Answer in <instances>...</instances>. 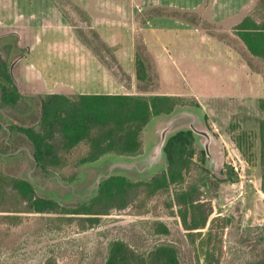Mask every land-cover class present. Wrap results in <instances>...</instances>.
<instances>
[{"label":"rangeland","instance_id":"374dc122","mask_svg":"<svg viewBox=\"0 0 264 264\" xmlns=\"http://www.w3.org/2000/svg\"><path fill=\"white\" fill-rule=\"evenodd\" d=\"M219 2L220 0H0V22L9 23L17 29L26 27L28 33L39 34L41 25L36 26V23L41 24L47 20L46 17H49L46 23L52 22L53 25L60 26L59 16L62 17L65 28H55V36H72L75 42L77 39L82 41L83 45L97 54L92 48L96 47L114 65L119 78L129 82L112 58V54L117 57V51L122 50L127 69L135 77L134 87L129 90L131 92H137L136 44L144 41L157 74L156 86L149 94L183 95L189 99L196 98L200 104L178 107L173 114L158 115L147 125L143 134L147 150L145 161L143 154L128 157L111 153L94 163L77 164L89 151L87 145L80 144L67 151L66 163L45 172L32 163L30 151L25 145L16 149L15 143L9 144L8 138L0 137V174L19 175L33 182L39 195L53 197L63 205L76 206L96 195L100 178L102 180L107 176L120 174L134 181L148 180L164 170L167 166L165 154L156 159L154 154L162 131L173 120L175 122L168 136L178 129L190 128L193 123L198 129L208 131L211 137L209 157L205 163H201L197 156L198 176L201 175L202 165L210 169L213 175L220 176L232 166L239 175L236 182H223L217 186L209 181L210 184L203 188L204 197L211 199L214 204L211 218L216 215L234 218L233 224L225 232L228 253L224 264H253L257 258L255 251L241 247L237 240L240 229L252 228L256 232L264 227L260 140V122L264 119V112L259 107V100L264 97V78L255 74L247 80L238 64H235L237 69L230 71L226 66L228 63L221 59L219 54L224 51V44L219 43L222 38L217 34L223 33V40L234 47L239 44V38L233 36L236 35L233 18L227 22L223 20V12L218 9ZM51 8L57 10L59 16L50 15L53 12ZM156 12L160 15L149 16ZM178 13H186L185 17L188 14L190 21L197 20L193 24L194 28L190 25L192 23ZM221 14L222 17H219ZM256 14L263 16V9H258ZM79 29L83 30V34ZM92 29L98 32L101 41L110 50L96 40ZM2 31L4 32L0 30V33ZM25 36L31 37L26 32ZM192 36L193 48L191 41H187ZM84 39L92 44H87ZM158 39L160 41L157 43ZM27 54L28 51L12 64L14 72H19L23 78H30L29 86L23 83L24 89L31 85H45L43 77L50 83L59 79L64 69L73 68L75 61L71 57L68 59L71 63L70 66L67 65L69 67L59 64L54 69L47 67L50 58L44 47L35 48L22 60ZM97 56L107 66L101 56ZM29 63H34L41 69L42 75L31 70ZM38 92L42 94L43 91ZM23 103L20 102L19 107ZM2 111L7 114L13 112L8 109ZM207 139L206 135L196 132L199 150L205 148ZM238 144L241 145L240 148ZM20 150L22 152L19 157L7 158L10 153ZM127 165L134 167L127 168ZM73 175L75 177L71 179ZM178 186L173 184L152 195L142 194L133 206L113 209L109 214L100 215L99 223L87 230H82L77 221L70 224L69 221L58 220L55 215L31 214L27 224H19L14 228L13 246L18 249L13 254L5 252L0 255V264H50L51 258L56 259L57 264H104L109 243L115 239L126 241L141 253L148 252L158 243L174 242L184 247V264H196L193 254L187 250L188 244L183 236L186 231L177 215V209L169 206ZM158 221L167 224L171 233H156ZM206 230L207 228L204 229Z\"/></svg>","mask_w":264,"mask_h":264},{"label":"trees","instance_id":"16d2710c","mask_svg":"<svg viewBox=\"0 0 264 264\" xmlns=\"http://www.w3.org/2000/svg\"><path fill=\"white\" fill-rule=\"evenodd\" d=\"M261 1L264 10V0ZM178 14L186 16V13ZM158 15L160 13L156 12L149 16ZM185 18L189 23L197 22L188 20V14ZM234 30L239 38L235 47L251 68L264 78V20L259 22L254 15H248L235 25ZM79 31L83 34V30ZM92 33L104 48L109 49L97 31L92 29ZM217 36L223 40L225 35L219 33ZM84 41L92 44L86 39ZM1 45L4 46L0 47V108L13 112L7 114L0 111V137L8 138L9 144L15 143L16 149L25 145L30 151L32 163L45 172L66 163L67 151L80 144L87 145L89 151L77 164L92 163L111 153L139 157L144 153V130L156 116L171 115L185 105H200L196 98L189 99L183 95L149 94L156 86L157 74L144 41L136 44L137 92L128 94H26L19 87L11 67L28 48L20 44L17 33L0 36ZM92 48L116 77L130 90L133 89V77L121 66L116 55L112 54L113 61L129 82L119 78L107 57L101 55L96 47ZM20 102H24L21 107ZM259 107L264 112V97L260 98ZM260 140L261 189L264 193V119L260 122ZM238 146L241 147L240 144ZM21 152L10 153L7 158L19 157ZM164 153L167 166L152 178L134 181L120 174L107 176L100 181L96 195L76 206L63 205L53 197L39 195L34 183L19 175L0 174V255L5 252L13 254L18 249L13 246L14 228L27 224L31 214L55 215L58 220L69 221L70 224L77 221L82 230H87L99 223L100 215L133 206L142 194L152 195L174 184L179 186L169 206L177 209L186 231L183 236L188 252L193 254L196 264H224L228 253L225 232L234 218L227 215L211 218L214 204L204 197L203 188L210 184L209 181L217 186L223 182H236L239 175L232 166L222 172L226 175L223 177L213 175L202 165L201 175L198 176L197 156L201 163H205L208 155L205 148H197L196 133L192 128L178 129L170 134ZM156 226L158 234L171 233L164 222L158 221ZM260 229L256 232L252 228L240 229L238 235L237 243L241 247L255 251L257 258L253 264H264V227ZM183 251L184 247L168 241L141 253L126 241L115 239L109 243L104 264H184ZM49 263L57 264V260L51 258Z\"/></svg>","mask_w":264,"mask_h":264},{"label":"crops","instance_id":"0c3cea01","mask_svg":"<svg viewBox=\"0 0 264 264\" xmlns=\"http://www.w3.org/2000/svg\"><path fill=\"white\" fill-rule=\"evenodd\" d=\"M261 8H262L261 0H231V2L230 0H220L218 4V9L220 10V12H223V20L227 22L231 20V18H233L234 25L240 23L248 15H254L257 18V21L259 22L264 20V15L258 16L256 14L257 10ZM51 11L53 12L52 13L50 12L51 13L50 15L59 16L57 10L52 9ZM219 17H222V14ZM48 18L49 17H46L47 20L41 22V24L39 22L36 23V26L41 25L40 29L41 31L44 32V35L43 32L41 31H39L38 32L39 34L36 35V33L33 32V29H32L33 33H28L26 27H22L23 29L22 30L19 28L17 29L16 26H13L9 23L0 22V30H4V32L2 31L0 35L9 32L17 33L20 36V44L28 48V54L25 57H23L22 60L25 59L29 54H31L37 47L45 48L46 53L50 58L48 60L47 67L51 66V68L55 69V67H57L59 64H64L66 67H69L71 63L69 62L68 59H70L71 57L75 59L74 64L72 65L73 68L64 69L59 79H56L50 83L48 80H46L45 77H43L44 78L43 81H46L45 85H40V86L31 85L28 88L29 90L24 89L22 86L23 83L24 84L26 83V85H28V82H30L29 76L23 78L19 72L17 71L14 72L13 69V76L24 93L38 94L40 93L38 92V90L43 91L42 94L63 93L66 95L128 94L131 92L129 91L130 89L127 86H125L123 82L119 80L107 66L103 65L98 60L97 55L91 49L83 45L82 41H79L77 39L76 40L77 42H75L73 40L74 37L72 36L69 37L66 36L65 34L56 35V36L54 35L56 33V31L54 30L55 28L56 29L65 28V20L62 17L59 16L61 20L60 26L59 25L55 26L53 25L52 22H50L49 24L46 23V21H48ZM220 23H222V21ZM190 25H192L191 27L194 28L193 24ZM47 29L50 31H46ZM25 32L26 34H29V36L31 37L27 38L25 36ZM233 36L237 38V35L233 34ZM70 38H72V40H70ZM211 38L212 37H210V39ZM160 39H158L157 43L160 41ZM187 41L189 42L191 41L193 48L194 37L192 36L191 40H187ZM221 42L224 44V51H222L223 53L220 52L219 55L221 59H224L225 62L228 63V65L226 66L229 67L230 71L231 70L234 71L235 69H237V66L235 64H238L239 65L238 67L243 70L241 72L242 75H245L247 80L248 78L253 77L255 74L261 75V73L251 68V66L248 64V62L245 60V58L242 56V54L239 52V50L236 47H234L232 44H230L225 40L222 39L219 40V43ZM123 57H124L123 51L118 50L117 59L119 60V63L129 74H131L127 69V65ZM54 59L56 60V63H54ZM255 59L256 61H258V57H255ZM29 65H31V70H34V72H36L37 74L42 75L41 69L37 68V66L34 63H29ZM21 70L23 71V69ZM133 78L135 77L133 76ZM261 90H262V86H261ZM133 93H136V91ZM0 110L1 112H3L1 108ZM146 151L147 150L145 149V144H144L145 154L143 153V157L146 155Z\"/></svg>","mask_w":264,"mask_h":264},{"label":"water","instance_id":"95a60500","mask_svg":"<svg viewBox=\"0 0 264 264\" xmlns=\"http://www.w3.org/2000/svg\"><path fill=\"white\" fill-rule=\"evenodd\" d=\"M9 33H11V32H9ZM9 33H3V34H1L0 36H2V35H6V34H9ZM13 33V32H12ZM13 68H14V65H12V67H11V71H12V74H13ZM35 95H38V94H35ZM41 100L43 101V99L41 98ZM174 122H175V120H173V121H171V123L169 124V126H167L163 131H162V133H161V138H160V142L157 144V146H156V149L154 150V154H156L155 155V159L157 158V156H159V155H162L163 153H164V147H165V144H166V141H167V136H168V132H169V130L171 129V127L173 126V124H174ZM191 128L195 131V133L197 132V133H201L202 135H206L207 136V141H206V145H205V149H206V151H207V155H208V157H209V148H208V145H209V143H210V133L208 132V131H206V130H202V129H198L197 127H195L194 125H193V123L191 124ZM165 154V153H164ZM144 159V161L146 160V158H147V155L146 156H144L143 157ZM154 161V160H153ZM152 162V161H151ZM125 167H127V168H133L134 166H131V165H127V166H125ZM100 181H101V178L99 179V181H98V184L100 183Z\"/></svg>","mask_w":264,"mask_h":264},{"label":"flooded vegetation","instance_id":"af4514ba","mask_svg":"<svg viewBox=\"0 0 264 264\" xmlns=\"http://www.w3.org/2000/svg\"><path fill=\"white\" fill-rule=\"evenodd\" d=\"M188 124L190 125V122ZM190 128H191V126H190Z\"/></svg>","mask_w":264,"mask_h":264}]
</instances>
